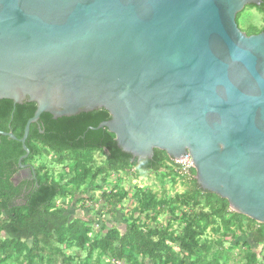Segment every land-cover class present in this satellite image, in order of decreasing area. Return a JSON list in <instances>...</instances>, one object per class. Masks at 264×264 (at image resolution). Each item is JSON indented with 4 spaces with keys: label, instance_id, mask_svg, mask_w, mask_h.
Masks as SVG:
<instances>
[{
    "label": "water",
    "instance_id": "water-1",
    "mask_svg": "<svg viewBox=\"0 0 264 264\" xmlns=\"http://www.w3.org/2000/svg\"><path fill=\"white\" fill-rule=\"evenodd\" d=\"M264 0H0V100L44 113L107 110L139 159L192 157L202 189L264 224V32L239 13ZM14 115V112H13ZM0 135L18 140L12 133ZM1 145V141H0Z\"/></svg>",
    "mask_w": 264,
    "mask_h": 264
},
{
    "label": "trees",
    "instance_id": "trees-1",
    "mask_svg": "<svg viewBox=\"0 0 264 264\" xmlns=\"http://www.w3.org/2000/svg\"><path fill=\"white\" fill-rule=\"evenodd\" d=\"M247 7L264 20V6ZM262 32L254 27L247 34ZM37 108L0 100V131L18 139L0 135V264H264V224L202 189L195 168L180 174L166 152L146 160L123 152L115 134L97 130L112 119L105 109L59 119L44 113L31 126L23 163L36 166L38 184L21 199L25 182L12 179L25 155L19 140ZM147 173L159 177L160 192L141 186L131 192L121 177ZM168 181L185 190L173 194ZM77 199L81 210L85 201L93 205L84 216L69 210ZM106 212L123 213L124 228L113 219L108 226Z\"/></svg>",
    "mask_w": 264,
    "mask_h": 264
},
{
    "label": "rangeland",
    "instance_id": "rangeland-1",
    "mask_svg": "<svg viewBox=\"0 0 264 264\" xmlns=\"http://www.w3.org/2000/svg\"><path fill=\"white\" fill-rule=\"evenodd\" d=\"M238 26L240 28L241 31H243L244 33H248L249 29H252L254 27L260 28V27H264V20L262 19V15L260 13V11L258 9H252L250 7H246L243 12L240 13L238 19ZM95 157L99 160L102 159V157L100 155H95ZM48 159L44 158H39V164L40 163H44L47 162ZM60 171V168L56 167V173ZM121 177H124V181L125 184L129 190H131V192L134 191L135 186H141V187H147V188H151L153 189L155 192H160L162 190V187L160 184V180L159 177L156 174L153 173H147L144 174L142 176H140L139 178L135 179L133 177V175H122ZM166 189L171 191L173 194L175 192H183L185 190V186L180 183H178L175 186H172V184L168 181L166 183ZM81 200H75L72 204H78ZM71 204V203H70ZM81 204H86V206L89 204L88 202H83ZM86 206L84 205V209L82 208L81 210V206L78 204V214H80V216H84L83 213H85V209ZM83 212V213H82ZM123 217V213L119 212L118 214H116L114 216V218L109 215L107 212L105 213V220L106 222L109 223V226L112 224V221L114 220L115 223H117L121 228H124V224L122 223L123 221L121 220V218ZM113 219V220H112ZM166 219H168L166 217ZM162 221H165V218L161 219ZM123 224V225H122ZM260 250V249H259Z\"/></svg>",
    "mask_w": 264,
    "mask_h": 264
},
{
    "label": "flooded vegetation",
    "instance_id": "flooded-vegetation-1",
    "mask_svg": "<svg viewBox=\"0 0 264 264\" xmlns=\"http://www.w3.org/2000/svg\"><path fill=\"white\" fill-rule=\"evenodd\" d=\"M262 6H264V4ZM25 165H28V166L34 168V170L36 172V166H34L33 164L26 163ZM18 172H19V168H18ZM18 172L15 174V176L13 177L12 180H13V182L16 185H21V184H23L25 182V186L23 187V193H22V198H21V199H23L26 196V194L28 192H31L34 189V187L38 184L37 183V173H36V178H31V179H28V180H19ZM73 207H74V209L76 210V213H77V211H78V204H74V206H73V204L70 205L69 210H71V208H73ZM92 207H93V205H89L88 204L86 206L85 211L87 212V210L90 209V208H92ZM86 212L84 214H86Z\"/></svg>",
    "mask_w": 264,
    "mask_h": 264
},
{
    "label": "built area",
    "instance_id": "built-area-1",
    "mask_svg": "<svg viewBox=\"0 0 264 264\" xmlns=\"http://www.w3.org/2000/svg\"><path fill=\"white\" fill-rule=\"evenodd\" d=\"M177 168L180 171V174L182 175H190L191 169L194 168V163L192 160V157L187 154L180 160H174ZM89 205H92L91 202H88ZM96 228H101V225L99 223L95 224Z\"/></svg>",
    "mask_w": 264,
    "mask_h": 264
},
{
    "label": "crops",
    "instance_id": "crops-1",
    "mask_svg": "<svg viewBox=\"0 0 264 264\" xmlns=\"http://www.w3.org/2000/svg\"><path fill=\"white\" fill-rule=\"evenodd\" d=\"M77 212H78V211H77ZM78 215L80 216V214L77 213L76 216H78ZM106 224L109 226V223H108V222H106ZM258 251L260 252V251H261V248H260V250H258Z\"/></svg>",
    "mask_w": 264,
    "mask_h": 264
}]
</instances>
